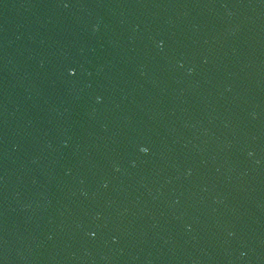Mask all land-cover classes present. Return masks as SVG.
<instances>
[{
    "label": "water",
    "instance_id": "95a60500",
    "mask_svg": "<svg viewBox=\"0 0 264 264\" xmlns=\"http://www.w3.org/2000/svg\"><path fill=\"white\" fill-rule=\"evenodd\" d=\"M0 264H264V0H0Z\"/></svg>",
    "mask_w": 264,
    "mask_h": 264
}]
</instances>
